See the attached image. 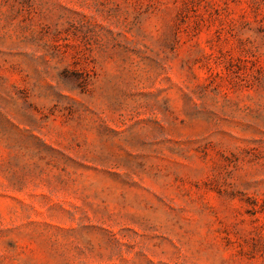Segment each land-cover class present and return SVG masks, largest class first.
I'll return each instance as SVG.
<instances>
[{
  "label": "rangeland",
  "instance_id": "rangeland-1",
  "mask_svg": "<svg viewBox=\"0 0 264 264\" xmlns=\"http://www.w3.org/2000/svg\"><path fill=\"white\" fill-rule=\"evenodd\" d=\"M0 264H264V0H0Z\"/></svg>",
  "mask_w": 264,
  "mask_h": 264
}]
</instances>
